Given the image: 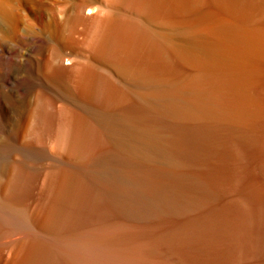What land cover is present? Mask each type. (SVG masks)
<instances>
[{
  "label": "bare ground",
  "instance_id": "bare-ground-1",
  "mask_svg": "<svg viewBox=\"0 0 264 264\" xmlns=\"http://www.w3.org/2000/svg\"><path fill=\"white\" fill-rule=\"evenodd\" d=\"M15 1L0 264H264V0Z\"/></svg>",
  "mask_w": 264,
  "mask_h": 264
},
{
  "label": "rangeland",
  "instance_id": "rangeland-1",
  "mask_svg": "<svg viewBox=\"0 0 264 264\" xmlns=\"http://www.w3.org/2000/svg\"><path fill=\"white\" fill-rule=\"evenodd\" d=\"M7 2V3H6ZM6 5V7H7V10L9 9V11L10 12H16V1L14 0H0V5ZM12 11H11V10ZM1 21V20H0ZM4 23L3 22H0V26H3V27H5V25H3ZM16 90V89H15ZM81 106V108H83V107H85V106H83V105H80Z\"/></svg>",
  "mask_w": 264,
  "mask_h": 264
}]
</instances>
